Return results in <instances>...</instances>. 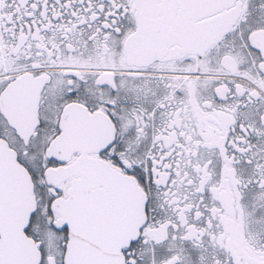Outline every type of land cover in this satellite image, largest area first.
<instances>
[{"label": "snow or ice", "instance_id": "6c2138e0", "mask_svg": "<svg viewBox=\"0 0 264 264\" xmlns=\"http://www.w3.org/2000/svg\"><path fill=\"white\" fill-rule=\"evenodd\" d=\"M0 264H264V0H0Z\"/></svg>", "mask_w": 264, "mask_h": 264}]
</instances>
